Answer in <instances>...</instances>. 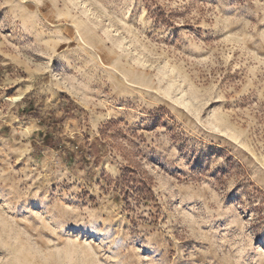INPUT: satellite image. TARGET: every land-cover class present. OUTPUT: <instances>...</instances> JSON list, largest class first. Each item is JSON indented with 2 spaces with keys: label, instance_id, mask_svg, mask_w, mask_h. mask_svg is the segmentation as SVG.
Returning <instances> with one entry per match:
<instances>
[{
  "label": "rangeland",
  "instance_id": "obj_1",
  "mask_svg": "<svg viewBox=\"0 0 264 264\" xmlns=\"http://www.w3.org/2000/svg\"><path fill=\"white\" fill-rule=\"evenodd\" d=\"M0 264H264V0H0Z\"/></svg>",
  "mask_w": 264,
  "mask_h": 264
}]
</instances>
